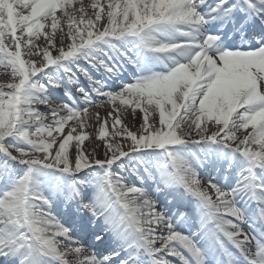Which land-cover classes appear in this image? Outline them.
Here are the masks:
<instances>
[{
    "label": "snow or ice",
    "instance_id": "6c2138e0",
    "mask_svg": "<svg viewBox=\"0 0 264 264\" xmlns=\"http://www.w3.org/2000/svg\"><path fill=\"white\" fill-rule=\"evenodd\" d=\"M0 68V264H264V0H0Z\"/></svg>",
    "mask_w": 264,
    "mask_h": 264
},
{
    "label": "bare ground",
    "instance_id": "6f19581e",
    "mask_svg": "<svg viewBox=\"0 0 264 264\" xmlns=\"http://www.w3.org/2000/svg\"><path fill=\"white\" fill-rule=\"evenodd\" d=\"M86 2H88V0H86ZM0 73H3V69L0 68ZM6 76V75H5ZM8 77V76H7ZM5 82V81H2ZM56 103H60L59 100L56 101ZM106 109H101L100 110V115L101 117H103L105 115ZM129 120H131V116H129ZM138 120H139V114H138ZM127 123V122H126ZM131 127V125H129ZM96 128H98V125L95 126H90L87 131L89 132V134L92 136V138L95 140V136H96ZM131 130L135 131V128H131Z\"/></svg>",
    "mask_w": 264,
    "mask_h": 264
},
{
    "label": "rangeland",
    "instance_id": "374dc122",
    "mask_svg": "<svg viewBox=\"0 0 264 264\" xmlns=\"http://www.w3.org/2000/svg\"><path fill=\"white\" fill-rule=\"evenodd\" d=\"M9 77L7 76H0V82L7 81ZM97 144H100V148L98 149V158H103V143L102 141L94 140Z\"/></svg>",
    "mask_w": 264,
    "mask_h": 264
}]
</instances>
